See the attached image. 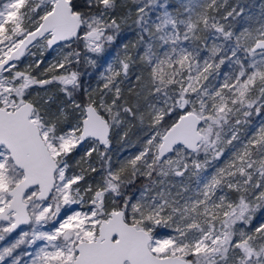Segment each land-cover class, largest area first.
I'll return each instance as SVG.
<instances>
[{"label": "snow or ice", "instance_id": "snow-or-ice-1", "mask_svg": "<svg viewBox=\"0 0 264 264\" xmlns=\"http://www.w3.org/2000/svg\"><path fill=\"white\" fill-rule=\"evenodd\" d=\"M131 2L123 15L122 0L0 4V264H264V121L248 130L264 111V7L237 32L245 9L221 12L228 0ZM130 19L136 43L83 88L79 67ZM133 120L142 150L113 166Z\"/></svg>", "mask_w": 264, "mask_h": 264}, {"label": "trees", "instance_id": "trees-1", "mask_svg": "<svg viewBox=\"0 0 264 264\" xmlns=\"http://www.w3.org/2000/svg\"><path fill=\"white\" fill-rule=\"evenodd\" d=\"M122 4L123 6L117 10L118 14L120 15H123L126 9L134 7L131 0H122ZM237 6L243 7L245 9L241 17H237L234 21H232L233 30L238 32L242 30L244 27L248 26L249 21H247L246 18L249 15L254 17L259 16L262 7H264V0H228V4L225 6V8L221 9V12L230 9L231 7H237ZM137 40H138V29L130 19L127 22V24L122 26L117 44L113 47L108 48L104 53L99 55L95 67L86 64H82L79 67L78 70L82 73L81 80H82L83 88H96L98 85H102L103 81L101 80V73H103L107 65L115 59L117 53H122V48L120 46L123 44L131 45L133 43H136ZM106 52L108 54L105 55ZM45 67L47 66L40 65L39 68H34L33 74L40 77V74ZM225 70H226V66H222L221 71L223 72ZM57 86H58L57 84L49 85V87L54 89L55 91L57 90ZM56 96L60 100H65L64 94L60 91H56ZM75 99L78 102H83L86 99V96L81 90V92L76 94ZM263 118H264V111H262L260 115H253L252 117H249L251 124L248 126V130L250 131L252 127L257 126L263 120ZM125 132H127V135H124ZM146 138H147L146 126L141 125L138 121H134V120L129 121L127 124L122 126L121 130L119 131V134L113 136L111 141V149L108 150L107 153L111 157V162L113 166H118L122 162L125 152L127 151L128 148H131L132 152L134 153L140 147H142L143 142L146 140ZM82 149L83 148L77 149L76 154H74L73 158L70 160V164L72 168L76 171L79 170V167L77 166L76 162L84 154ZM89 177L91 179V176ZM136 187H139V182L137 183ZM132 190L134 189H130V191ZM263 214H264V209H259L255 214V217L253 219V224L261 220Z\"/></svg>", "mask_w": 264, "mask_h": 264}, {"label": "rangeland", "instance_id": "rangeland-1", "mask_svg": "<svg viewBox=\"0 0 264 264\" xmlns=\"http://www.w3.org/2000/svg\"><path fill=\"white\" fill-rule=\"evenodd\" d=\"M5 2V0H0V4H2V3H4ZM35 51V50H34ZM106 54H108L107 52L105 53V55ZM38 56H39V53H38ZM99 57V56H98ZM98 57H95L96 58V60H98ZM57 58V51H53V50H47V51H45L44 53H43V57H42V59H43V61H44V63H42L41 65H48L50 62H52L54 59H56ZM33 57H25L24 59H23V61H22V63H21V67H24V65L25 64H28V63H32L33 62ZM47 87V89L49 90V94L50 95H55L56 96V91H59V85L57 86V90L55 91L54 89H52V88H50L49 86H46ZM36 91H39V92H41V94L43 95L44 94V90L43 89H36ZM262 121H264V118H263V120ZM261 121V122H262ZM121 129H118L117 131L119 132ZM143 147V146H142ZM142 147H140L136 152H132V150H131V148H128L127 149V151L125 152V155H124V158H123V160H122V162L123 161H125L127 158H129V157H131V156H134L135 154H137L140 150H142ZM81 149V148H80ZM111 149V145H110V147H109V149L108 150H110ZM101 150L103 151V146H101ZM82 151L84 152V148L82 149ZM201 159H202V157H201ZM89 160H90V162L94 165V166H96L98 169H99V167H100V159H99V157L97 156V154L96 153H93V156L91 157V158H89ZM221 161H223V158H221ZM213 164H218L219 162H212ZM83 167H85V168H87V165L85 164ZM79 171V170H78ZM209 171H211V168H209ZM91 176V179H90V177L89 176ZM86 180L89 182V183H94L95 181H97V180H99V176L97 175V173H92V172H87L86 173ZM83 183V182H82ZM262 218H264V214H263V217ZM19 232V229L17 230V233ZM17 233H13L12 234V237H9L8 238V241H10V240H12V239H14L15 238V236L17 235ZM8 241H5V243L6 242H8ZM23 248H21V249H19L18 250V252H23Z\"/></svg>", "mask_w": 264, "mask_h": 264}]
</instances>
